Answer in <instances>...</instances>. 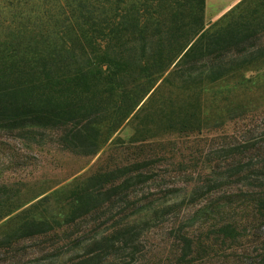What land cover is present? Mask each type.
<instances>
[{
    "label": "trees",
    "instance_id": "trees-1",
    "mask_svg": "<svg viewBox=\"0 0 264 264\" xmlns=\"http://www.w3.org/2000/svg\"><path fill=\"white\" fill-rule=\"evenodd\" d=\"M263 36L264 0H241L208 25L204 0H0V136L47 138L70 152L96 155L132 126L128 145L136 152L132 164L101 169L48 194L27 196L1 185L0 254L55 235L152 179L145 148L163 135L201 133L233 118L244 106L232 107L228 92L212 90L264 75ZM251 140L242 158L233 159L261 161L248 174L264 177V140ZM251 193L245 219L260 231L264 189ZM228 205L212 202L199 217L222 218ZM247 222H225L222 240L235 241ZM131 238L130 227L106 233L70 264H123L116 256ZM179 242L176 264H194L193 254L205 252L187 236ZM134 256L130 264H143Z\"/></svg>",
    "mask_w": 264,
    "mask_h": 264
},
{
    "label": "rangeland",
    "instance_id": "rangeland-1",
    "mask_svg": "<svg viewBox=\"0 0 264 264\" xmlns=\"http://www.w3.org/2000/svg\"><path fill=\"white\" fill-rule=\"evenodd\" d=\"M240 1L204 0L205 24L219 20ZM260 43L264 45V36ZM212 91L217 95L228 92V104H242L243 109L216 128L158 138L144 154L149 158L145 167L152 179L113 197L103 209L55 235L3 249L0 264L76 263L94 240L129 227L134 242H128L126 251L116 256L123 264L132 263L131 253L143 264H176L181 236L205 249L193 254L197 259L194 264H264V229L257 230L245 219L253 201L251 192L264 189L263 176L248 174L261 161L233 159L235 155L242 158L249 139L264 140V75L241 87L230 82ZM132 133V126H127L117 141L96 155L70 152L47 138L36 142V138L30 141L17 134L2 135L0 186H8L14 193L22 191L23 195L27 191V196L44 191L48 194L76 178H87L101 169L112 170L134 157V147L128 145ZM102 193H97L102 195L100 199L104 198ZM221 199L228 201L227 214L209 220L199 217L204 206ZM53 203L51 199L50 205ZM225 222L247 225L244 232L239 230L241 236L235 241L222 240L219 228ZM15 254L16 260L10 262Z\"/></svg>",
    "mask_w": 264,
    "mask_h": 264
}]
</instances>
